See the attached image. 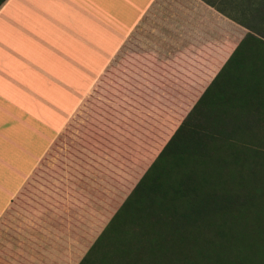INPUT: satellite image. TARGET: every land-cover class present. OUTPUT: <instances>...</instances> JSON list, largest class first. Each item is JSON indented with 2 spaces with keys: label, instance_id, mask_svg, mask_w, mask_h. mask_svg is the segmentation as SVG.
<instances>
[{
  "label": "crops",
  "instance_id": "1",
  "mask_svg": "<svg viewBox=\"0 0 264 264\" xmlns=\"http://www.w3.org/2000/svg\"><path fill=\"white\" fill-rule=\"evenodd\" d=\"M171 3L184 5L180 16ZM205 8L202 0L0 5V264L79 262L142 168L66 141L63 129L143 19L144 31L159 29L144 34V89L202 91L244 34ZM198 20L217 32L180 35Z\"/></svg>",
  "mask_w": 264,
  "mask_h": 264
},
{
  "label": "trees",
  "instance_id": "2",
  "mask_svg": "<svg viewBox=\"0 0 264 264\" xmlns=\"http://www.w3.org/2000/svg\"><path fill=\"white\" fill-rule=\"evenodd\" d=\"M217 1L245 31L202 91L151 93L143 69L133 92L109 65L65 125L142 168L77 264H264V0Z\"/></svg>",
  "mask_w": 264,
  "mask_h": 264
},
{
  "label": "rangeland",
  "instance_id": "3",
  "mask_svg": "<svg viewBox=\"0 0 264 264\" xmlns=\"http://www.w3.org/2000/svg\"><path fill=\"white\" fill-rule=\"evenodd\" d=\"M202 2H204V4L207 6V9H208L207 10L205 8V11H204L205 15H207L208 12L211 13V10H215L222 16L227 17L222 12L223 6H225V4H223V1H219L218 3L217 0H202ZM167 5L168 4H166V6ZM169 5L170 7H172V5L173 7L175 6L176 9L178 7L179 16L183 12L184 5L182 3H176V4L171 3ZM185 9H184V12L186 11ZM164 10H166V8ZM190 12H191V9H187L185 15H190ZM199 22L200 21L198 20L197 24H195L194 26L193 25L190 26L189 31L188 30L184 31L183 29H181L180 35L182 37L194 36L192 40L200 41L202 40L201 36L205 38H209L210 36L214 35L217 32L215 29H213V26L215 24L214 21L208 20L206 24H201ZM158 31L159 29L154 28V27H151V28L149 27L147 31L146 29L144 31V19H143L142 22L139 24V26L129 36L128 40L125 42L119 54L112 60L110 67L108 69L107 78L111 79L116 84L120 85L122 88H126L127 90H132L133 92L138 90L139 86L136 84V82H139L140 77L143 75L142 71L144 69V50L146 51L150 50L148 46V42L146 41L147 38L144 39V34L147 33L148 36H151L153 33H156V34L159 33ZM124 83H128L130 86L125 85ZM121 87H116V88L120 91H124L123 89H121ZM93 97L98 98L97 96L92 95V98ZM92 98H88L89 102L85 104V107H91V104L94 103ZM84 113L86 114L87 111L85 110V108H82V112L79 113V119L75 118L74 121L70 123L69 129L75 130V129H82L83 127H86V124H85L86 118H85ZM67 140L73 141V138L68 137L66 135V141ZM58 145H61V144L59 143ZM55 155H56L55 153L52 154L53 157L57 156Z\"/></svg>",
  "mask_w": 264,
  "mask_h": 264
}]
</instances>
